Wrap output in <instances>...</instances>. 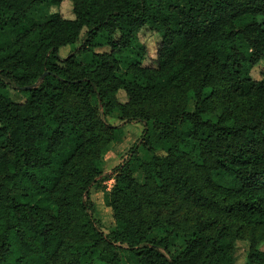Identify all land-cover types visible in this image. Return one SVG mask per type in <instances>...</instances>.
<instances>
[{"label": "trees", "instance_id": "trees-1", "mask_svg": "<svg viewBox=\"0 0 264 264\" xmlns=\"http://www.w3.org/2000/svg\"><path fill=\"white\" fill-rule=\"evenodd\" d=\"M66 1L74 19L28 16ZM0 13V264H236L242 241L244 264H264V0H0ZM144 28L161 40L149 65L138 42L141 82H127L118 56ZM125 124L141 138L105 171ZM112 177L106 234L91 192ZM176 237L189 240L174 254Z\"/></svg>", "mask_w": 264, "mask_h": 264}, {"label": "rangeland", "instance_id": "rangeland-1", "mask_svg": "<svg viewBox=\"0 0 264 264\" xmlns=\"http://www.w3.org/2000/svg\"><path fill=\"white\" fill-rule=\"evenodd\" d=\"M59 13L65 19H74V13L72 8V3L69 1L64 2L61 6L53 5L49 2H44L38 6L33 7L28 16L33 18L39 25H43L45 22L48 21L49 17L53 14ZM3 15V13H0ZM161 38L156 34V32L151 31L148 28H144L142 32L138 36V40H136L131 48L126 50L123 54L118 56L120 62V71L119 76L126 80L127 82H141L140 80H136L134 75L131 72L130 66L136 59V50L138 48L139 43L144 45L147 48V60L145 64H151L152 59L156 54V48L160 42ZM139 42V43H138ZM105 38L102 37L98 40V44H104ZM105 48H99L96 51H104ZM68 53V50H67ZM92 61L91 53L90 52H82V54L78 57V62L80 63H89ZM263 69V65H259L258 67L254 68L253 76L254 78H259V72ZM10 96L15 101H24L25 97L21 93H16L15 91H10ZM119 99L121 101H125L126 97L123 92L119 93ZM221 116V112L218 110L214 114H210L205 116L206 119H210L212 121H216ZM110 124L118 125L119 119L118 114H113L108 117ZM128 125V126H127ZM133 124H125L122 125V135L118 137L115 143H112L108 147V151L104 156L105 160V171H107V167H109L111 172L118 166V162L123 159V156L126 152L141 138L142 130L140 128L135 129ZM140 125V124H138ZM124 126H127L124 128ZM141 126V125H140ZM142 127V126H141ZM141 130V131H140ZM122 143V144H120ZM120 144V145H119ZM140 155L145 160L149 161L151 159V153L144 149H140ZM117 155V156H116ZM122 162V161H121ZM135 178L138 183H144V173L138 172L135 174ZM115 183L109 184L108 181L104 183H100V187L95 188L91 192V200L96 208V217L101 221L103 225L104 232L106 234L111 233L115 230L116 224L115 219L113 216V211L111 208L106 206L105 204V196L106 192L109 188H113ZM113 185V186H112ZM152 239H159L160 235L157 232H153L151 235ZM188 237H176L172 240L170 250L172 253H178L180 251L185 250L188 244ZM259 248L264 251V243L260 244ZM249 251V244L247 242H238L235 247V263L236 264H244L246 262L247 256Z\"/></svg>", "mask_w": 264, "mask_h": 264}, {"label": "crops", "instance_id": "crops-1", "mask_svg": "<svg viewBox=\"0 0 264 264\" xmlns=\"http://www.w3.org/2000/svg\"><path fill=\"white\" fill-rule=\"evenodd\" d=\"M127 126H128V125H127ZM127 126H124V128H126ZM132 126H134L135 129L140 128V129L142 130V127H141L140 125H138V124H133ZM141 130H140V131H141ZM120 144H122V143H120ZM120 144H119V145H120ZM116 156H117V155H116ZM121 161H122V160H121ZM121 161H120V163L118 162V164H117L118 166L121 164ZM109 169H110V168L107 167V171H108V172H111V170H109ZM109 191H111V189H108V190H107V192H109Z\"/></svg>", "mask_w": 264, "mask_h": 264}, {"label": "built area", "instance_id": "built-area-1", "mask_svg": "<svg viewBox=\"0 0 264 264\" xmlns=\"http://www.w3.org/2000/svg\"><path fill=\"white\" fill-rule=\"evenodd\" d=\"M108 183L109 184H113V183H115V179H114V177H112L110 180H108ZM113 186V185H112ZM109 189H112V188H109Z\"/></svg>", "mask_w": 264, "mask_h": 264}]
</instances>
